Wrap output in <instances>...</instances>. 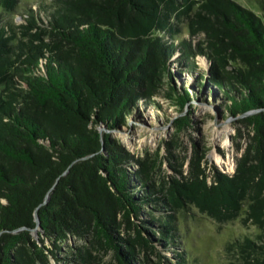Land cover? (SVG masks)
Masks as SVG:
<instances>
[{"label": "trees", "instance_id": "obj_1", "mask_svg": "<svg viewBox=\"0 0 264 264\" xmlns=\"http://www.w3.org/2000/svg\"><path fill=\"white\" fill-rule=\"evenodd\" d=\"M51 1L44 19L30 8L19 23L22 1L0 0V264H47L33 238L36 212L47 239L94 234L117 264H133L141 249L158 254L151 241L173 248L177 213L190 208L219 225L255 226L225 251L230 264H264V14L237 0ZM200 55L227 112L250 127L249 143L233 174L216 168L209 180L198 170L156 186L158 164L99 126L124 124L166 80L168 99L184 109L191 91L175 85L172 59L191 72ZM190 122L184 114L174 123ZM153 206L160 216L133 221ZM123 224L134 238H121ZM149 226L161 237H144ZM143 264H153L148 255Z\"/></svg>", "mask_w": 264, "mask_h": 264}, {"label": "rangeland", "instance_id": "obj_2", "mask_svg": "<svg viewBox=\"0 0 264 264\" xmlns=\"http://www.w3.org/2000/svg\"><path fill=\"white\" fill-rule=\"evenodd\" d=\"M21 6L13 15L20 23L27 9L34 8L44 19L42 9L51 4V0H21ZM245 7L256 8L264 14V0H237ZM5 17L9 15L3 12ZM11 16V15H10ZM9 16V17H10ZM184 35L187 32L184 29ZM173 73L177 87L189 88L191 99L184 109L169 100L168 90L171 82L166 80L159 94L151 103H143L139 110L132 112L124 124L113 129H107L104 124L99 129L108 133L132 153L135 159L145 162L148 167L157 165L151 173L156 186L166 184L171 178H181L183 175L195 173L198 170L211 180L213 171L217 168L223 173L235 172L236 159L249 143L250 127L242 122V116H233L227 112V99L210 80L203 77L207 73L209 64L200 55L196 57L197 67L193 71H180L175 57H173ZM204 89L199 88L200 85ZM187 114L191 122L181 130H177L174 123L181 115ZM219 158V159H218ZM199 165V169L197 165ZM140 169V165H132V172ZM152 211V212H151ZM156 217L159 208L144 209L139 218L133 221L140 224L141 219H151L148 213ZM158 224V223H156ZM177 236L173 248L164 251L157 243L151 241L150 234L155 231V237L161 233L155 226H149L148 232L142 230L144 237L151 239L158 254L167 256L168 262L162 264H230L225 251L227 243L245 237H254L258 232L255 226H244L240 218L223 225L202 215L196 208L177 213ZM121 238H134L136 232L130 230L127 224L119 228ZM33 238L47 251V264H117L113 251L106 250L95 241V235L79 236L68 233L62 242L47 239L37 228L33 231ZM85 252L88 256H84ZM158 254L146 253L141 249L137 260L133 264H143L145 255L150 257L153 264L158 263ZM136 262V263H135Z\"/></svg>", "mask_w": 264, "mask_h": 264}, {"label": "water", "instance_id": "obj_3", "mask_svg": "<svg viewBox=\"0 0 264 264\" xmlns=\"http://www.w3.org/2000/svg\"><path fill=\"white\" fill-rule=\"evenodd\" d=\"M184 115V114H183ZM100 130V129H99ZM100 132L103 134L104 132H102L101 130H100ZM48 199H49V196L47 195L46 196V199H45V201H44V203L46 204L47 202H48ZM43 203V204H44ZM36 224H37V227L35 228V230L37 229V228H39V229H42V227L40 226V222H41V220H40V217L38 216V213L36 212Z\"/></svg>", "mask_w": 264, "mask_h": 264}, {"label": "bare ground", "instance_id": "obj_4", "mask_svg": "<svg viewBox=\"0 0 264 264\" xmlns=\"http://www.w3.org/2000/svg\"><path fill=\"white\" fill-rule=\"evenodd\" d=\"M219 159V158H218Z\"/></svg>", "mask_w": 264, "mask_h": 264}]
</instances>
